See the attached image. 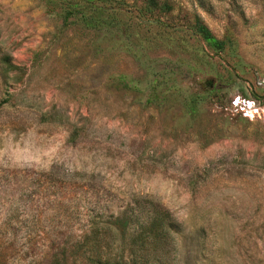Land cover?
<instances>
[{
    "label": "rangeland",
    "instance_id": "1",
    "mask_svg": "<svg viewBox=\"0 0 264 264\" xmlns=\"http://www.w3.org/2000/svg\"><path fill=\"white\" fill-rule=\"evenodd\" d=\"M158 1L88 28L80 0H0V264L115 219L169 264H264V0Z\"/></svg>",
    "mask_w": 264,
    "mask_h": 264
},
{
    "label": "trees",
    "instance_id": "2",
    "mask_svg": "<svg viewBox=\"0 0 264 264\" xmlns=\"http://www.w3.org/2000/svg\"><path fill=\"white\" fill-rule=\"evenodd\" d=\"M80 1L87 13L84 25L88 28L103 25L105 5L111 0ZM68 6L77 7L76 4ZM172 10V4L167 1L143 0L144 14L168 15ZM191 22V31L206 47L217 53L224 50V42L215 39L196 17H192ZM143 229L148 233H123V224L117 219L100 228L92 225L91 233L74 242L69 250L62 249L54 255L50 264H169L163 247L170 234L157 233L153 223ZM100 230L107 233H99Z\"/></svg>",
    "mask_w": 264,
    "mask_h": 264
}]
</instances>
